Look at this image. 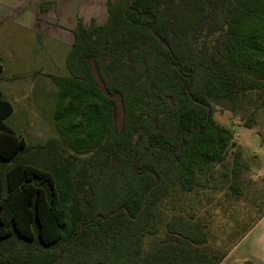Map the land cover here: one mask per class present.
<instances>
[{
  "label": "trees",
  "instance_id": "obj_1",
  "mask_svg": "<svg viewBox=\"0 0 264 264\" xmlns=\"http://www.w3.org/2000/svg\"><path fill=\"white\" fill-rule=\"evenodd\" d=\"M79 18L42 167L0 90V264H221L264 216L229 111H264V0H110ZM126 114L119 129L116 101ZM4 71L0 62V77ZM251 188V189H250ZM257 192V195H252ZM252 195V196H251ZM259 195V196H258Z\"/></svg>",
  "mask_w": 264,
  "mask_h": 264
},
{
  "label": "rangeland",
  "instance_id": "obj_2",
  "mask_svg": "<svg viewBox=\"0 0 264 264\" xmlns=\"http://www.w3.org/2000/svg\"><path fill=\"white\" fill-rule=\"evenodd\" d=\"M32 2L33 0L28 1L26 6L33 5ZM4 3L5 0H0V10ZM99 5L101 3H98L96 9L100 8ZM19 7L15 4L11 10L19 11ZM86 14L87 20L91 15L96 16L95 19L99 22L107 18L106 11H90ZM31 15H35V11H30L25 18L28 27L10 22L0 26V62L4 68L0 77V89L5 91V98L14 106V112L6 123L27 143V149L15 162L42 167L47 152L40 145L58 136L56 111L59 88L52 77L70 74L67 58L72 45H67L61 38L52 37V28L45 27L46 20H41L38 29L32 28L28 23L33 21ZM214 119L234 131L233 148L242 151L243 162L248 168V173L245 172L244 175L250 179L246 181L247 185L264 188V111L259 114L253 128L245 127L231 112L218 107L214 112ZM15 162L0 166V172H4ZM255 194L257 192L252 195ZM262 210L264 198L258 209L254 208L248 213L247 224L252 223Z\"/></svg>",
  "mask_w": 264,
  "mask_h": 264
},
{
  "label": "crops",
  "instance_id": "obj_3",
  "mask_svg": "<svg viewBox=\"0 0 264 264\" xmlns=\"http://www.w3.org/2000/svg\"><path fill=\"white\" fill-rule=\"evenodd\" d=\"M28 1L30 0H5L0 10V26L10 22L28 27L25 18L30 11H35V15H31L33 21L28 22L32 28L38 29L41 20H46L45 27L52 28V37L61 38L67 45H71L74 40L73 30L77 27L79 18H82L83 23L88 26L96 16L91 15L87 20L86 13L106 11L108 15L107 4L110 0H33V5L26 6ZM98 3L101 5L96 9ZM15 4L20 6L19 11L11 10L14 9ZM105 21H97V23ZM0 90L5 97V91ZM221 264H264V216L231 250Z\"/></svg>",
  "mask_w": 264,
  "mask_h": 264
},
{
  "label": "water",
  "instance_id": "obj_4",
  "mask_svg": "<svg viewBox=\"0 0 264 264\" xmlns=\"http://www.w3.org/2000/svg\"><path fill=\"white\" fill-rule=\"evenodd\" d=\"M92 69H93V72H94V76L97 80V83L100 87V89L102 90V92L110 99H113L116 101V105H117V108H118V111H119V117H118V126H119V129H121L123 126H124V123H125V114H126V108H125V104H124V101L123 99L121 98V96L117 95V94H114V93H111L101 75H100V72H99V69L95 63L94 60H92Z\"/></svg>",
  "mask_w": 264,
  "mask_h": 264
}]
</instances>
